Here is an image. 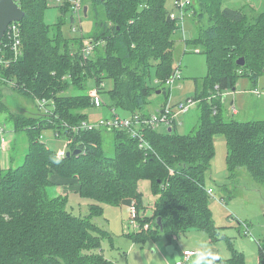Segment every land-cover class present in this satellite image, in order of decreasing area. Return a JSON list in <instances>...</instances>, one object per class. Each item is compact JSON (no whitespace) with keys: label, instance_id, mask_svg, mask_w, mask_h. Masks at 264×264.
<instances>
[{"label":"trees","instance_id":"trees-1","mask_svg":"<svg viewBox=\"0 0 264 264\" xmlns=\"http://www.w3.org/2000/svg\"><path fill=\"white\" fill-rule=\"evenodd\" d=\"M167 1L92 0L98 29L92 37H68L63 26L72 12L69 1L60 7L57 21L49 24L44 15L48 0H19L26 13L21 21L22 52L9 66L0 65V81L8 80L24 96L36 101L46 98L54 104L49 103L51 113H17L0 92V113L29 138L24 162L0 168V264H114L102 252V239L111 238V234L96 222L103 214L98 204L135 202L138 208H145L142 188L146 185L156 197L148 218L154 222L132 237L145 239L163 232L172 243L182 231L198 229L215 240L228 239L220 236L209 203L210 187L206 186L215 154L213 137L218 133L227 136L230 176L246 167L264 185V120L226 119L221 96L223 90L235 88L240 74L250 75L254 86L264 75V9L258 10L250 2L248 8H233L224 6V0H194L190 7L194 8L195 1L199 4L194 8L199 32L187 39L186 35L180 38L181 29L170 18L173 10L167 8ZM98 5L104 6L103 18H99ZM85 38L97 42L94 56L87 60L81 55ZM178 38L187 46L200 47L207 56L208 74L192 98L201 105L194 133H173L174 123L167 132L146 126L143 132L151 148L142 149L126 129L72 132L71 126L94 120L87 111L95 105L90 94L65 92L84 88L90 77L101 95L104 80H113V88L108 90L109 107L121 108L129 115H148L149 98L158 91H170L166 79L178 67ZM5 39L6 35L3 42ZM8 54L15 53L8 50ZM241 57L244 65L237 63ZM153 68L160 83L151 77ZM46 128L70 138L68 150L82 152L60 158L41 140ZM106 131L113 136V156L104 146ZM170 169L174 170L171 175ZM51 185H75L82 197L96 202L87 215H76L67 207V194H49ZM229 245L231 256L216 264H249L230 240ZM257 264H264V242H259Z\"/></svg>","mask_w":264,"mask_h":264},{"label":"rangeland","instance_id":"rangeland-1","mask_svg":"<svg viewBox=\"0 0 264 264\" xmlns=\"http://www.w3.org/2000/svg\"><path fill=\"white\" fill-rule=\"evenodd\" d=\"M224 1V6L226 7L240 8L252 2L257 4L260 9H264V0ZM82 2L84 6H88L89 10L87 15H85L83 9V14L80 15L82 17L81 22H79V15H76L72 21V12L65 17L63 31L68 37L70 35L80 37L82 34L86 37H92L95 30L98 29L92 0H82ZM63 3V1L58 0H48L49 7L44 12L47 23L53 24L57 21L60 15V7ZM166 6L169 10L178 12L174 0H168ZM194 8L195 10L199 8V4L196 1ZM194 8H189L191 16L185 22L187 39L195 38L199 32V27L195 22L197 17L195 16ZM246 8H248V5ZM98 9L100 10L99 18H103L104 6L98 5ZM73 26L77 27V31L72 30V33L71 29ZM178 53L182 54L181 50ZM180 54H178L177 58H179ZM180 69L181 76L177 79L176 84L172 88H168L170 91L166 94L163 92L154 93L149 98L145 113L159 112L160 107L165 104L169 97L171 104L176 108H179L181 103L188 106L189 101L193 100L192 98L196 96L197 91L202 89L203 82L208 74L206 54L202 52L200 47L196 48L186 45L185 52L181 55ZM151 72V77L155 80L154 68ZM2 77L4 78L5 76L3 75ZM147 78V81H149L150 77ZM155 81L160 83L158 79ZM113 84V80L110 78L104 80V88L102 89L104 104L101 107L88 109L87 112L90 118L96 120L112 115L109 107L111 101L108 90L113 88ZM258 84V87L264 89V75L260 78ZM254 85L250 75L240 74L235 86L236 89L234 88L235 90L232 88L223 90L221 96L224 99L226 98L223 105L226 119L264 120V98L252 91ZM97 88L96 81L90 77L85 81L84 88L72 87L65 94H91ZM0 92L3 95V100L12 111L28 115L44 112V109L39 106L38 100L36 101L17 92L12 88V83L8 80L7 82L0 81ZM233 106L238 111L234 114ZM200 107V103L193 100L186 111L180 110V112H177L175 121H173L175 126L173 133L181 135L194 133L199 125ZM117 112L122 115H129L127 111L121 108H117ZM0 126L5 130L4 135L7 141L6 148H3L0 135V168L17 167L24 162L28 150L29 138L27 132L24 130L16 131L13 121L9 120L5 113H0ZM171 126L161 122L158 129L162 132H167ZM41 134V140L57 153L63 149L68 150V147H66L67 137H59L54 128L43 129ZM104 140L106 153L113 156L115 147L112 133L106 131ZM213 144L215 154L211 161V168L207 173L206 186L214 190L213 197L209 199V203L215 223L220 228V236L225 233L226 237H228V239H218V246L223 248L224 258H228L232 253L229 245L230 240L234 248L244 253L247 263L257 264L259 260V242H264V185L256 181L246 167L239 168L234 177L230 176L227 161L228 140L225 134H215ZM169 173L170 175L172 174L171 169ZM146 186L144 189L142 188L145 208H138L135 204L137 209L136 218L142 228L146 223L152 224L153 220L148 218L154 211L152 202L156 199L150 185ZM65 187L62 185H51L48 187V192L51 196L67 194L69 197L68 209L79 216L87 215L90 212V205L96 201L89 197L84 198L78 191L72 189H65L69 191V193H66ZM98 205L102 207L103 214L96 218V222L111 234V238L105 237L102 239V252L106 259L114 264H177L174 254L167 251V238L163 232H159L155 237L145 239H137L131 236L138 230H135L130 220L131 204L111 205L101 203ZM195 234H204V237L209 238L208 233L205 231L188 229L182 231L179 237H175L174 241H172V244L176 245L182 256V244L191 245L195 250H199L202 241L198 240ZM217 243L215 242L216 245ZM182 264H188L187 260L183 261Z\"/></svg>","mask_w":264,"mask_h":264},{"label":"built area","instance_id":"built-area-1","mask_svg":"<svg viewBox=\"0 0 264 264\" xmlns=\"http://www.w3.org/2000/svg\"><path fill=\"white\" fill-rule=\"evenodd\" d=\"M17 3L19 0H15ZM58 1H69L71 3V11L73 13L74 19L76 15H79V22H81L82 17H80L81 14H83L84 5L82 0H58ZM178 12H175L174 10L170 12L169 16L170 18L175 21L176 25L180 27L181 29V35L183 38H185L186 30H185V22H187V19L189 18L190 11L189 7L194 3V0H174ZM73 31H77V27L74 26ZM6 35V39L3 42V39L0 41V65L5 64L6 66H9L12 59L20 55L22 52L21 45H22V29H21V21H13L11 22L4 34V37ZM3 37V38H4ZM97 42L94 41L92 38H85L83 40V46L81 48V55L83 57V60H87V58L93 53L95 44ZM8 50L11 52L14 51V56L8 54ZM180 66L175 69L174 73L166 79V86L168 88H172L175 85V81L180 78L181 71ZM252 91H255L260 97L264 98V89L254 86ZM91 98L93 101V104L95 107H101L103 104V98L101 93L98 89L93 90L91 92ZM193 100L189 101V105L186 106L185 104L181 103L179 108H176L171 104L170 97L167 100V102L162 105L159 109V112L157 113H150V114H142V113H134L130 115H122L117 112V108L113 107L111 109L112 115L110 117H101L99 119L94 120H83L79 125L71 126L72 132H78L80 130H94V129H107V130H113V129H126L130 132L131 136L138 140L139 147L142 149H150L151 145L148 142V140L144 136L143 129L146 126H152V127H158L161 122H164L168 125H173V121H175V117L177 112H180L182 110L183 112L186 111L191 102ZM195 101V100H194ZM39 106L44 109L46 113H51L52 110L49 106V103L51 102L54 104L52 100H48L46 98L38 100ZM237 109L235 106H233V113H236ZM214 113H216V110H214ZM65 126L69 127L68 124H65ZM172 127V126H171ZM4 128L0 126V135L2 140V146L3 148H6V137L4 135ZM57 135L60 137V134L57 133ZM67 145L68 147L69 142L71 141L70 138H67ZM67 155V149L60 150L58 152V156L60 158H63ZM171 173H174V170L171 169ZM211 197H213L214 190L213 188H208L207 191ZM137 215V209L135 202H131V223L135 227V230H141L142 226L139 224V220L136 218ZM151 226L150 223H146L144 225V229H149ZM246 228H248L247 225H245ZM247 231V230H246ZM195 250H186L185 256L186 259H188L191 255L195 254ZM185 259V260H186ZM183 259L180 261H177V264H182Z\"/></svg>","mask_w":264,"mask_h":264},{"label":"water","instance_id":"water-1","mask_svg":"<svg viewBox=\"0 0 264 264\" xmlns=\"http://www.w3.org/2000/svg\"><path fill=\"white\" fill-rule=\"evenodd\" d=\"M105 1V0H102ZM88 6L84 7L85 15L88 13ZM25 11L20 7V5L15 0H0V41L3 39L4 34L8 25L13 21H22L25 17ZM237 63L240 65L245 64V58L241 57L237 60ZM160 93V91H158ZM172 130V127L169 128V131ZM82 152L81 149H76L73 151L67 150V156L78 155ZM162 217L158 218V223L163 227ZM167 251L171 254H174L177 261L182 259L180 253L175 248L173 244L167 246Z\"/></svg>","mask_w":264,"mask_h":264},{"label":"crops","instance_id":"crops-1","mask_svg":"<svg viewBox=\"0 0 264 264\" xmlns=\"http://www.w3.org/2000/svg\"><path fill=\"white\" fill-rule=\"evenodd\" d=\"M253 6H255L258 10L260 9L259 8V6L257 5V4H254V3H252V2H250ZM263 6H264V3H263ZM178 34H180V38H181V33H178ZM177 37H179V35H177ZM176 46H177V54H180V53H178L180 50H181V53L183 54V52H185V46H186V42L185 41H183L182 39H179L178 38V40H177V43H176ZM182 54H180L179 55V60L178 59H176V63L178 64V65H180V63H181V55ZM262 77V76H261ZM260 77V78H261ZM260 78L258 79V81H260ZM177 81V80H176ZM176 81H175V84H176ZM258 86H259V84H258ZM261 86V85H260ZM236 89V88H235ZM235 89H233V90H235ZM251 89V88H250ZM249 89V90H250ZM226 100V98L224 99V101ZM238 112V111H237ZM64 186H66L65 188H64V190L65 189H68V190H75V191H77V187L75 186V185H64ZM65 192L66 193H69V191H66L65 190ZM224 235H226L225 233H223ZM209 235V234H208ZM179 237V236H178ZM195 237H197V239L198 240H201L202 242H204V243H207L208 244V246L209 247H211V248H213L216 252H218V254L220 255V257L221 258H223V259H226V258H224V251H223V248H220L219 246H218V243H217V241H218V239L217 240H215V239H213L210 235H209V238H206V237H204V234H195ZM174 241V240H173ZM215 242L217 243V245L215 244ZM168 243V242H167ZM170 244H172V243H168L167 244V246L168 245H170ZM154 246V245H153ZM175 248L177 249V247H176V245H175ZM177 250H179V249H177ZM181 250H183V256H182V254H181V252H180V250H179V252H180V254H181V256H182V259L184 260V259H186V256H185V251L186 250H195V248H193V247H191V245H186V244H182L181 245ZM196 252L198 251V250H195ZM196 252H195V254H193V255H191L188 259H186L187 260V262H188V264H193V261H194V258H195V256H196ZM232 254V253H231ZM229 258V257H228ZM185 261V260H184Z\"/></svg>","mask_w":264,"mask_h":264},{"label":"clouds","instance_id":"clouds-1","mask_svg":"<svg viewBox=\"0 0 264 264\" xmlns=\"http://www.w3.org/2000/svg\"><path fill=\"white\" fill-rule=\"evenodd\" d=\"M190 16L191 15H189V17ZM59 162V160L55 161V163ZM220 259L221 257L218 252L209 247L207 243L202 242L199 246V250L196 252L193 264H216V262Z\"/></svg>","mask_w":264,"mask_h":264}]
</instances>
